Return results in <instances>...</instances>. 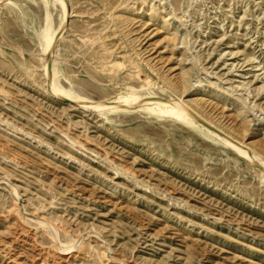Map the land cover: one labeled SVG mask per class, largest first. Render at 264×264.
<instances>
[{
    "label": "rangeland",
    "instance_id": "1",
    "mask_svg": "<svg viewBox=\"0 0 264 264\" xmlns=\"http://www.w3.org/2000/svg\"><path fill=\"white\" fill-rule=\"evenodd\" d=\"M66 2L0 0V264H264V0Z\"/></svg>",
    "mask_w": 264,
    "mask_h": 264
},
{
    "label": "bare ground",
    "instance_id": "2",
    "mask_svg": "<svg viewBox=\"0 0 264 264\" xmlns=\"http://www.w3.org/2000/svg\"><path fill=\"white\" fill-rule=\"evenodd\" d=\"M65 9V16H64V21L66 22L67 20V13H68V5L66 0H57ZM65 22L62 23V27L60 28L59 32L56 35V39H58L57 37L61 36L65 30ZM55 39H50L48 44H47V52L49 53L48 55H50V57L53 56V48L55 45ZM49 58V57H48ZM52 60V59H51ZM48 61V60H46ZM49 62V61H48ZM48 62H45V71H46V75L48 78V83L50 86V92L52 94H54V96L58 97V98H65L67 100H71V101H79L80 103H83L82 105H86V106H91L93 105V107H97V108H103V109H107V108H114L115 103L114 101H110V102H88V101H84L82 99H78L70 94L64 93L62 92L56 85L55 83L51 82L49 79V76H51V67L48 65ZM48 86V85H47ZM49 90V89H48ZM119 104L121 103L118 102ZM127 104H138V103H142L145 106H150L153 105L151 107L148 108H152L158 109L159 111V115H168L169 117H175L176 119H183V120H189V121H195L196 120H205L195 109H193L188 103H186L184 100H175L173 99L172 101H166L161 97H141V96H130L128 97V99L126 100ZM125 103V104H126ZM88 104V105H87ZM90 104V105H89ZM117 105V103H116ZM127 106V105H126ZM213 124V123H212ZM217 130V129H216ZM219 131V130H218ZM222 132V131H221ZM215 133V132H214ZM217 134L219 137H222L229 146L235 148L241 155H243L244 157H246L249 161H251L252 163H260L261 161L253 156L249 150H247V148L239 143L237 141L236 138H234L232 135L230 134H226L224 136ZM225 134V133H223ZM263 164V163H262ZM264 165V164H263ZM100 235V233H99ZM69 248V247H68Z\"/></svg>",
    "mask_w": 264,
    "mask_h": 264
}]
</instances>
